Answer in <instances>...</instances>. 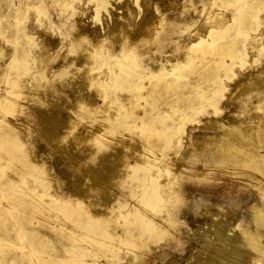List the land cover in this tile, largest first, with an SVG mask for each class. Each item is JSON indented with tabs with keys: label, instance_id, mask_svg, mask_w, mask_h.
<instances>
[{
	"label": "rangeland",
	"instance_id": "1",
	"mask_svg": "<svg viewBox=\"0 0 264 264\" xmlns=\"http://www.w3.org/2000/svg\"><path fill=\"white\" fill-rule=\"evenodd\" d=\"M252 1H247L245 9L249 8L248 12L255 13L250 18L253 24L249 25L246 35L244 33L247 52L233 65L228 75H223L225 88L218 103L219 111H214L211 105L195 111V108L186 109V117L182 112V118L179 116L177 119V123L181 118L183 121L180 124H184L181 127L178 123L181 129L174 132L175 139L171 143H163L159 140L145 141L144 127L140 126L139 121L134 122V117L128 114L131 109L122 108L118 113L114 107L107 108V111H96L89 109L90 106H83V102L89 104L97 94L96 87L88 77H95L105 71L108 79L115 84V87L111 86V90L115 91L121 79L111 75L115 69H119L116 60L134 44L138 55H142L138 62L146 67H140L137 73L157 69L156 60L162 58L167 61L164 66L169 67L172 61L185 57L188 53L186 46L192 40L201 33L206 37L211 25L219 26L229 22L236 11L233 6L228 7L221 0H0V98H7L3 104L0 100V119L11 122L0 124V154L5 153L0 157V237L7 239V247H3V244V249H0V264H62L56 260L62 257L74 264L93 263V260L96 264H204L205 262L201 263L203 257L215 253L207 235L215 229L218 220L222 219L230 226H236L244 215H248L249 206L243 205L241 196L243 185L239 178L240 166L232 165L233 163L229 165L225 160L223 162L219 154L218 165L217 153L215 152V156L212 152L214 145L211 143L208 146L206 144L207 147L198 152L201 155L194 158L187 145L190 146L195 139H203L205 133L214 134L218 131L217 126H208L210 121L227 125L223 128L225 131L228 128L227 132L233 131L234 125L239 124L242 118V113L239 116L241 108L238 107L241 100L247 102L250 110L255 111L257 108L259 111L260 106L264 108V101L260 100L264 98L259 97L260 90L257 89L264 88L261 84L264 85V0H260L261 4L256 0ZM102 2L105 5L97 9L96 6ZM38 5L43 10L37 8ZM217 14L221 15V19H216ZM215 20L222 23H216ZM149 28L150 32L147 33ZM261 34L263 37L260 40L258 37ZM82 35L94 36V41L99 39L100 43L103 42L100 47L95 44L97 51L89 63L87 50L83 52ZM129 42L134 43L129 45ZM11 66L14 68L13 74L9 71ZM40 68L43 69L41 73L38 72ZM254 74H261V87L253 84L245 86L248 79H254ZM198 78L197 74H190L182 81ZM238 88H241L240 92L234 94ZM179 90L181 93L188 91ZM112 91L110 94L116 92ZM117 94L114 97H120L119 99L132 98L126 92ZM253 96H256V100ZM166 97L169 94L159 100L160 106ZM183 100L186 98H182ZM139 112L143 113V110L139 108ZM63 121L66 122L65 126ZM235 122L237 123L234 124ZM89 131H95L92 134H98L99 138L92 136ZM101 133L105 137L100 138ZM82 136L86 138H81ZM91 136L92 140L89 139ZM78 137L80 141L77 140ZM93 137L99 140H94ZM176 137L181 145L175 141ZM182 142L185 146H182ZM136 147L139 150L144 148L143 153L160 150L155 154L167 156L168 161L163 164L165 167H171L173 162L170 168L173 171L170 170L169 174L163 172L164 169H160L164 175L157 170L153 171L157 174L159 183L169 182L166 181L169 180L166 179L169 175V178L174 175V179L170 178L171 191L164 190L165 193L162 192L161 195L164 198H155V203L151 205H143L136 198V189L131 190L134 182L130 179L135 175L127 164L133 160L129 155L136 151ZM183 147L184 150H181ZM6 152L10 159H6L9 158ZM94 152L96 153L92 154ZM183 158L194 163L190 160L189 164L185 163ZM146 159L144 156L143 161ZM173 159L177 161L174 162ZM207 159L211 160L208 161L213 166L205 165ZM118 163L121 166L124 164L122 167L125 168L121 167L124 173H112L111 176L106 172L107 168ZM182 166L184 167L181 168ZM231 170L233 173L229 172ZM128 171L131 172L129 177ZM146 171L143 166L137 173L144 176ZM197 171L198 175L195 176ZM86 176L96 183L94 187L89 189L82 185L85 182L83 180H87ZM110 177L112 178L108 180ZM172 183H176L173 189ZM97 185L99 188H96ZM118 199L124 205L117 203ZM110 202L113 204L110 205ZM125 205L136 206L137 214L156 219V222H160V227L165 226V230L150 228L151 232L157 234L156 238L150 239L148 236L143 237L144 239L117 237L116 240L110 237V243L107 240L109 237L106 241L99 235V238L109 244L103 243V246L100 244L102 242L97 243L98 237L97 241H93L90 235L98 236L99 227L92 218L96 217L100 208H103L102 212L111 208L108 213L115 216L117 212L126 210ZM77 211L87 214L77 217L80 216ZM87 215L94 216L90 222H83ZM133 216L136 217L130 215L128 220ZM78 218L83 220L80 222ZM114 218L123 221L125 217ZM172 227L177 230L174 231ZM118 230L121 231V228ZM146 242L148 247L145 246ZM235 264H239V261Z\"/></svg>",
	"mask_w": 264,
	"mask_h": 264
},
{
	"label": "bare ground",
	"instance_id": "2",
	"mask_svg": "<svg viewBox=\"0 0 264 264\" xmlns=\"http://www.w3.org/2000/svg\"><path fill=\"white\" fill-rule=\"evenodd\" d=\"M247 1H249V0H221V2L224 5H226L228 7L231 5L236 10L235 13L232 14L230 21L226 22L224 24L221 21L222 25H219V26H217L216 24H213L214 26L211 25L212 28L208 30V35H206V37H203V35H205V34L202 35V33L201 34L199 33L200 35H202V36L199 35V37L196 34L198 38L192 40V42L189 43L188 46H186L188 49V51H187L188 53L186 52L187 54H185V57L181 58V59L178 58V59L172 61L171 64L169 65V67L164 66V62L166 60L162 58V60H160V59L156 60L157 66H158L157 69H152L151 71H149L147 73H145V70L141 71L142 73H137V71H139L141 69L140 67H142L143 69H146V67H145V65H142L138 62L139 58H141L142 55H138L136 48L134 47L135 44L132 47L129 46V45H133L134 42L132 44H130V42H129L128 46L131 47V49H129L127 51V53H124L122 55V57L117 56L119 58H117L116 62L119 64V69H115L113 71L114 74L113 73L111 74L112 77H116V76L121 77V79H119L117 89H115L116 92L114 90L113 91L111 90V86L113 87L115 84H112L111 79H108L109 76H108V74H106L105 71L100 73L99 75H97L95 77H91V78L88 77L91 84L96 87V90H97L96 93L97 94L95 96V99L91 100V102H90L91 104L83 102L82 105L85 107L90 106L89 109H92V110L95 109L96 111H99V110H101V111L106 110L107 111V110H109L107 108L114 107L118 111V113H119V111L122 110V108L131 109L132 111H130L128 114H129V116L134 117V120H135L134 122L139 121L141 123L140 126L144 127L143 130H144V135H145V141H147V142L148 141H151V142L155 141L156 142V140H159V141H162L163 143L164 142H170L171 143V141L175 139L174 132L176 133V129L180 128V126H178V123H179V125H181V127H182V124H184V122L182 124H180V122L183 121L181 119L182 117L180 116V114L182 112H183L182 114H184V113L186 114V112H187L186 109L191 110V109L195 108L194 109V111H195V110L201 109V107L203 108L204 106L211 105V106H213L212 108H214L213 109L214 111H219L218 103L220 102V100L223 96V91L225 88V85L223 84V79H222V78H224L223 75L224 74L228 75L232 71L233 65L237 61L242 59L247 52L248 46L246 45V41H245L246 38H244L245 37L244 33L249 28V25L253 24L250 18L255 15V13H253V12H248V10H250L249 8H248V10H245V9H247V7H246V4L248 3ZM253 1H252V3H253ZM256 1L260 3V0H256ZM261 2H262V0H261ZM104 5H105V2L99 3L96 6V8L99 9ZM39 7H40V9L43 10V8H41V6L38 5L37 8H39ZM254 9H251V10H254ZM217 15H218V17H216V19L219 17L221 19V15L220 14H217ZM215 21H216V23H219V21L218 22H217V20H215ZM215 21H214V23H215ZM149 23H148V25H149ZM156 23L158 24V22H156ZM221 23H219V24H221ZM148 32H150V28H149V30H147V33ZM262 34L264 36V33H262ZM262 34L258 37L260 40L263 37ZM144 35H145V33H144ZM245 35H246V33H245ZM92 37H94V36H92ZM92 37H88V35L87 36L82 35V38H81L83 40L82 41L83 46L82 45L81 46L83 49H85L83 52H85L87 50V52H86L87 54L86 53L85 54H86L88 63L92 60L94 52L97 51V49L95 48V44L100 47L102 45L101 43H103V42L100 43L99 39H98V41L97 40L94 41L95 38H92ZM125 38H127V37H125ZM96 39H97V37H96ZM262 42H263V40H262ZM261 44H263V43H261ZM137 46L138 45H136V47ZM259 47H260V44H259ZM137 50H138V48H137ZM12 59L14 60V58H12ZM125 60H126V63H125ZM14 67L18 68V66H14ZM78 67H80V65ZM12 70H14V68L12 69V66H11L9 69V71L11 72L10 74H13ZM41 70L43 71V69L40 68V71L38 70V72L41 73L42 72ZM190 74H195V75L197 74L199 76V78L195 79L193 81L192 80L191 81L186 80L185 82H183L182 80L184 79V77L186 78ZM111 75H110V78H111ZM250 75H252V74H250ZM106 76H107V78H106ZM254 76L255 77H253L254 79L252 78L253 79L252 81H251V79H248L247 83L244 85L245 86H249V85L251 86V84H253V85L260 86L259 80L262 77L261 74H259V75L254 74ZM145 79H147V80L145 81ZM261 84H262V86H264L263 83H261ZM8 85H10V84H8ZM109 89L113 93L115 92L116 95H118L117 93H119V92H120V94L122 92H124V93L126 92V93L132 95V98H129L127 100L126 99H119L120 97L119 98L114 97L115 93L110 94L111 91ZM179 89H188V91H186L185 93H181ZM257 89L260 90V93L259 94L257 93L258 95H260L259 97L261 98V96H262L264 98V88L263 89L257 88ZM5 90L8 91V88L7 89L5 88ZM240 90H241V88H238L233 93L237 94L240 92ZM242 90H244L243 87H242ZM10 91H12V90H10ZM10 91H9V93H10ZM175 91H176V93L174 94L173 92H175ZM39 93H40V91H39ZM31 94H33V93H31ZM168 94H169V97H166L164 99L162 105L160 106L159 100L163 96L164 97L166 95L168 96ZM255 97L256 96H253V98L256 100ZM259 97H257V98H259ZM182 98H186V100L187 99L188 100L182 101ZM246 98H247V96H246ZM6 99H7L6 97H4L3 99L0 98V100L2 101V104L6 101ZM118 99H119V101H118ZM254 99H253V102L255 101ZM260 100L264 101V99H260ZM262 104H264V102ZM247 106L248 105H247L246 101H244V100L240 101V105L238 107L241 108L242 112L239 113V116L242 113V118H241V120H239L240 123L238 121L239 124L234 125V127L231 125L233 127V128L232 127L231 128L233 129L234 132L233 131L227 132L228 128L225 131V129H223V128L227 127V125L224 126V124H222L220 122L214 123V121H210L207 123L208 126H212V127L217 126L218 131L214 134L205 133L203 136V139H201V140L195 139L190 146L187 145L189 152L191 154H193L192 157L194 158L196 156L199 157L201 154L198 155V152L203 147H205L206 144L208 146V144L211 143L214 145V146H212L214 148L212 152L217 153L216 162L218 160L222 159L223 162L225 160V162H228L229 165L231 163H233L232 165L238 164L240 166V173H241V177H239V178H241V183L243 185V186H241L242 187V190H241L242 202H243V205L249 206V211H247L248 215H244L243 218L240 219L239 223L237 221L238 224L236 226H230L229 224L224 222L222 219H219L217 222L218 223L217 226L216 227L214 226L215 229L212 230L211 232L210 231L208 232L207 240H209V242L211 244V248L214 249L215 253L214 254L210 253L207 255L205 254L206 256H204L203 260L201 261V263L205 262L204 264H235L237 261H239V264H264V112H263L264 108H262L263 106H260V109L261 108L263 109V110L261 109L262 111L260 109L258 111L257 108H256L257 111L256 110L254 111L253 109L250 110V107L248 108ZM139 108H141L143 110V113L139 112ZM190 114H192V112ZM179 116L181 117V118H179L180 122L177 123V119ZM187 116H189V115H187ZM184 117H186V115ZM236 117H235V119H236ZM238 118H237V120H238ZM3 119H0V124L3 125V123L4 124H10L11 123L10 121H5V119L4 120ZM130 121H133V120H130ZM233 122H234V120H233ZM65 123L66 122H64V126H65ZM236 123L237 122H235L234 124H236ZM69 129L71 130L72 128H69ZM103 129H105V128H103ZM229 129H230V127H229ZM89 130H91V129H89ZM216 130H217V128H216ZM94 132L95 131L90 133V131H89L88 133H90L92 136L99 138L98 134H97V136H96V134H92ZM183 132L184 131L182 130V133ZM78 133L79 132H77V134ZM96 133H98V131ZM90 134H89V136H90ZM65 135H66V132H65ZM86 135H87V133H86ZM99 135H100V131H99ZM101 135H102V137H100V138H103L104 135L102 133H101ZM185 135H187V134L185 133ZM92 136L89 139H91ZM181 136H179V138ZM199 136H201V135H199ZM95 137H93V139L97 140V138H95ZM189 137L190 136L188 135V138ZM81 138H86V137L82 136ZM114 138H115V136H114ZM176 138L177 139L175 141L179 142L178 137H176ZM183 138H185V137H183ZM73 139L74 138H72V140ZM77 140L80 141L81 140L80 137H78ZM183 140L184 139H182V141ZM73 141H75V140H73ZM86 141H87V139H86ZM69 143H70V141H69ZM188 143H189V141H188ZM75 144H77V142ZM175 144H177V142H175ZM184 144L185 143H183L182 146H185ZM79 145H80V143H79ZM178 145H181V142H179ZM76 146L78 148V145H76ZM141 146H142V144H141ZM0 147L2 148L1 145H0ZM80 147H81V145H80ZM138 148H139V146H138ZM184 148L185 147H183V149H181V150H184ZM82 149L83 148H81L80 150H82ZM143 149L144 148L139 150L136 147V149H135L136 151L133 152L131 155H129V158H133V160L131 161L130 159L126 158V159H128V161L129 160L131 161L129 163H128V161H126V163H128L127 164L128 167H131V169L134 170L133 172L135 175L134 178L132 177L130 179V181L134 182L132 184L133 186L131 185L132 186L131 190L136 189V191H137L136 192V195H137L136 198H138L139 201L143 205H151V204L155 203V201H154L155 198H157V197H160L161 199L164 198L163 196H161L162 192L165 193L164 190L165 191H171L169 189L170 188L169 184H171L170 180L174 177V175H173V177L171 175L172 178L170 177L171 178L170 179L169 178L170 175H169V176H167L168 178H166V179H169V180H166L169 182L162 183L160 181L161 183H159L158 182L159 179L157 181L158 176L156 177L157 174H155L153 171L156 172V170H157L158 172H160L161 171L160 169H164L162 171L163 172L165 171V173L167 172L169 174L170 170L173 171L172 169H170L173 165V162L171 163V167H168L167 164H166L167 167H165V166H163V164L167 163L166 161H168L167 160L168 158L166 159L167 156L165 154H161V155L158 154L157 155L155 153L159 152L160 150H151V149H150L151 150L150 152L143 153V151H144ZM141 150H142V152H141ZM179 151H180V148H179ZM201 151H203V149ZM96 152H99V150ZM96 152H94L92 154H95ZM207 152L209 153V151H207ZM6 153L9 157L6 159H10L9 153L8 152H6ZM213 153H211V154H213ZM216 153H215V156H216ZM92 154H90V155L92 156ZM142 154H143V158H141ZM218 154L220 156V159H218ZM4 155H5V153H2V154H0V157H2ZM121 155L122 154H120V156ZM123 156H125V154H123ZM144 156L147 158L145 160L146 163L143 161ZM126 157H127V155H126ZM209 157L211 158V156H209ZM176 158H177V156H176ZM202 158H204V157H202ZM202 158L201 159L199 158V159L202 161ZM174 159H173V161H174ZM204 159H203V163H204ZM147 160H149L150 162ZM186 160H185V163L186 162L188 163V160H190V159H186ZM193 160H195V159H193ZM197 160H198V158H196V162L198 163ZM208 160L209 159H207V161ZM214 160H215V158H214ZM175 161H177V160H175ZM209 161H211V160H209ZM2 162H4V161H2ZM190 162H193V161L190 160ZM205 162H206V160H205ZM208 162H206L205 165L211 164L210 162L209 163ZM213 163H214V161H213ZM103 164H104V161H103ZM191 164L192 163H190V165ZM200 164H201V162H200ZM182 165H184V164H182ZM218 165H219V163H218ZM122 166H121V163L120 164L119 163L114 164V165H112V167H110V169L107 168L106 172L110 173L111 176H112V173H117V172H120V173L123 172L124 173L125 171L121 170ZM143 166H144V169L147 170L145 175L144 176L138 175L137 172H139V170L142 169ZM211 166H213V165L211 164ZM183 167L184 166H182L181 168H183ZM202 167H205V166H202ZM186 168H188V167H186ZM102 169H104V167ZM212 169H214V168L212 167ZM212 169H210V170H212ZM224 169H225V167H224ZM181 170L183 171V169H181ZM221 170L222 169H220V171ZM236 170H237V168H236ZM199 171L201 172V170H199ZM232 171L233 170H231L229 172H232ZM128 172H129V174H128V177H129V175L131 176V174H130L131 172L130 171H128ZM161 172H160V174H161ZM197 173H198V171L196 172L195 176L198 175ZM234 173H236V172L234 171ZM162 174L164 175V173H162ZM168 174H166V175H168ZM201 174H202V172H201ZM207 174H209V170H207ZM124 175H125L124 177H126V174H124ZM175 176H177V175H175ZM213 176H215V175H213ZM128 177H127V179H128ZM111 178L112 177H110L108 180H110ZM122 178H120V179L123 180ZM86 179L87 180H83L85 182H82V185L84 187H89V189H90L91 186L94 187V184L96 185V183L91 182L89 176ZM113 179H115V177ZM198 180H200V179H198ZM92 181H94V179ZM95 181H97V180H95ZM99 181L100 180H98V182ZM178 181H179V179H178ZM98 182H97V184H98ZM102 182H104V181H102ZM174 182H176V181H174ZM176 183H174V185ZM103 185H104V183H103ZM174 185L172 183V185H171L172 189L174 188L173 187ZM226 185H228V184H226ZM175 187H176V185H175ZM96 188H99L98 185L96 186ZM96 188H95V190H97ZM167 189H169V190H167ZM150 190L152 192H150ZM90 194H93V193H90ZM94 194H96V193H94ZM132 194L134 196V192ZM81 202H83V201L81 200ZM111 202H110V205L113 204V203L111 204ZM118 202L120 205H124V202H122L119 199L117 200V203ZM135 207L136 206L130 205V206H126L125 211L117 210V211H119V213L117 212V215H115V216L125 217L123 221H119V219L118 220L115 219L114 214H113V216H114L113 217L111 214L108 213V211L111 208H109V210H107V212H102L103 208H100L99 212L96 213V217H94V218H92L94 215L92 217H89V216H91V214L89 216L87 215L85 217L86 219L84 218L85 220L83 222H90L91 218H92L93 220H95L96 224L99 227L98 232H97L98 236L93 235V234H92L93 236L90 235V237L93 238L92 240L95 241L97 239V237L99 238V235L101 236V238H105V240H106V238L109 237L107 240L110 243H112L110 237L115 238L114 240H116L117 237L118 238L124 237V239H125V237L126 238L130 237L131 239L132 238L136 239V237H139L142 239L143 237L146 238L148 236L150 239V238H156V235H157V234L151 232L152 229L161 228V230L162 229L165 230V226L160 227V224H159L160 222L159 223H158V221L156 222L155 221L156 219L151 218V217L145 218V215L141 216L140 214H137L138 211H137V208H135ZM156 207H158V205ZM70 211H72V210H70ZM139 211H140V209H139ZM112 212H114V211L112 210ZM112 212H110V213H112ZM80 213L78 212V214H80ZM9 214H11V213H9ZM83 214L85 215L87 213H83ZM83 214H80V216L77 215V217H81V215H83ZM141 214H143V212H141ZM130 215H135L136 217L133 216L134 218H132V219L130 218V220H128V217H130ZM5 216H7V215L5 214ZM53 217H55V216H53ZM87 217H89V218H87ZM82 218H83V216H82ZM82 218H78V219H80V222L83 220ZM77 222H79V221H77ZM53 225H55V224H53ZM79 226H80V224H79ZM119 227L121 228V231L118 230ZM150 228H152V229H150ZM172 228L175 229V227H172ZM212 229H213V227H212ZM176 230L177 229H175L174 231H176ZM84 231L86 232V230H84ZM158 231H156V232H158ZM166 235H167V233H166ZM158 237H159V235H158ZM101 238H99V241L97 243L102 242L100 244H102L103 246L108 243V242H105V240L101 239ZM159 238H157V240ZM87 239L90 240V238H87ZM148 240L146 239V241H148ZM5 243H7V239H5V238L1 239V237H0V249L1 250L3 249L2 248L3 244L5 245L3 247H7ZM103 243H105V244H103ZM153 243H156V242L153 241ZM147 244L148 243L146 242L145 246ZM148 246L149 245H147V247ZM229 257L232 259H229ZM42 260H43V258H42ZM56 260L61 261L62 264H74L73 262H69V259H67L68 261H66L63 257L62 258H56ZM0 263H1V260H0ZM93 263L96 264V262H94V260H93ZM93 263L88 262L86 264H93Z\"/></svg>",
	"mask_w": 264,
	"mask_h": 264
}]
</instances>
